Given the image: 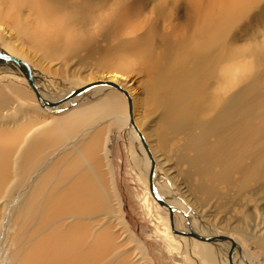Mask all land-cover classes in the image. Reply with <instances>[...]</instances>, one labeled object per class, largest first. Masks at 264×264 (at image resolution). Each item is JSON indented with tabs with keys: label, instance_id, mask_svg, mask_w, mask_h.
Returning a JSON list of instances; mask_svg holds the SVG:
<instances>
[{
	"label": "rangeland",
	"instance_id": "374dc122",
	"mask_svg": "<svg viewBox=\"0 0 264 264\" xmlns=\"http://www.w3.org/2000/svg\"><path fill=\"white\" fill-rule=\"evenodd\" d=\"M114 1H53L52 4L55 9L60 5L67 9L75 20L72 21L73 23L66 22L63 25L54 23L48 27L46 52L52 60L46 61L41 56V50H31L28 55L23 57L27 65H30L32 77L37 79L42 89L51 88V96H62L57 99L59 102L55 106L54 112L57 114L68 111L80 103L91 102L98 98L97 95L85 96L64 103L69 100L67 96H71L69 94L63 96L67 90L94 86L96 83L104 84V82H99V79L87 80V78L107 71L113 65L120 67L123 74L129 76V80H125L123 84L117 82V85L123 87L130 95L132 120L134 116L136 125L140 129L141 135L143 134L142 137L147 139L146 144L151 157L154 154L161 170L160 176L162 175L161 177L164 178L167 186L171 189L175 188L179 191V195L186 196L184 200L190 206L193 203L192 211L201 223H206L210 227H213L214 224L219 232L225 233L226 231L229 233L230 240L233 239L235 243L241 242L240 246L246 258L243 261L244 264H264V251H259L257 244L251 242L252 239L236 229L237 226H242L250 232L254 231L257 237L260 236L261 238H253L261 240L260 246L264 250V182H261L262 184L252 182L254 184L239 190L237 181L233 180L232 184L230 178H214L217 175L211 173L218 171L216 167L209 172L203 170L206 172L203 175L200 174L202 169L197 170L189 167V160L186 155H191L192 151L185 149L184 133L178 135L170 130H165L163 119H161L164 118V111L157 104L158 95L164 89L156 83L157 80L152 70L154 66H157L156 61L163 53H168L167 58L172 61L174 71L186 64L185 67L188 72L197 75L192 63L197 54L191 48L186 50L188 55L185 56L183 51L178 49L189 48L187 44L182 43L185 31L191 33L196 25L198 29L202 30L203 13L199 11V5H190L188 0H177L178 4H176L173 12L174 21L179 23L176 25L175 31L169 33L173 34L171 36L163 32L165 30V32L170 31L166 26L168 21L163 18L164 13L169 9L170 0H128V3L132 2L130 11H135L128 13V15L113 14ZM242 1L250 3V6L230 30H227L228 32L222 33L219 49L220 61H223L221 65L236 67V92L243 94L241 95L243 100L246 99L248 104L257 109L256 114L264 115V0ZM24 17L29 18L31 15L25 11ZM56 18L57 16L54 15L51 17V21L54 22ZM223 18L225 17L223 16ZM1 33L0 51L5 53L3 35L6 38L11 35L13 39L15 34L5 28L1 30ZM68 34H70L71 39L65 40V36ZM162 35L165 36L161 44ZM195 38L201 39L200 36ZM73 42H78L79 45H74V48L68 51L67 46L72 45ZM80 42H84V44H80ZM192 53L194 58L189 64L188 61L191 60ZM11 56L14 55L11 54ZM224 61L229 62L225 63ZM50 63H52L51 67L48 66ZM166 65L167 63H165ZM56 67L57 70H55ZM208 74H211L210 70H208ZM105 80L101 79V81ZM76 84L80 85L76 86ZM0 86L8 94L7 97H4L6 100L4 104L0 102V108H2L0 115L14 112L16 113L17 124L12 128H16V126L21 129L31 128L38 121V114L34 109L27 106V102L23 107H20L18 100L24 95L35 94L25 75L21 76L3 68L0 70ZM156 86H158L157 90ZM13 88L17 89L20 94L13 91ZM199 88L200 85L191 84L189 92L193 96L196 106L206 108L207 101ZM224 88L225 84H222L223 99H225ZM210 92L211 89L204 92V95L208 97ZM34 98L38 104L36 95ZM17 103H19L18 106ZM60 104L62 105L60 106ZM38 106L40 107L39 104ZM97 112L99 113L90 121L81 125L84 128L93 119L97 121L87 131V134L75 142L73 147H68L57 154H52L51 149L45 150L42 157H33L34 162L31 168L21 169L14 166L13 160L15 158L12 152L9 158L10 165L3 177L4 180L9 181V184L6 185V181L0 183V246H2L0 264H18L19 259L26 255L37 241L46 236L49 230L48 225L49 228L61 225L63 222L66 223V226L70 225L71 218L63 220L62 216H53L55 218L51 217L53 219L50 222L44 220L43 228H41L39 219L47 211L54 210L50 215L55 213V208H51L50 201L65 183V180L58 178L59 173L64 169L62 166H65L62 160L65 158L70 160L78 150L83 151L89 145L92 147L90 154L92 161L89 160L88 164L90 166L93 163L98 168L105 185V192L108 186L110 187V177L112 178L114 190L121 199L123 216L129 224L127 228L134 237L126 238L128 237L127 233L121 231L119 225H114L115 220L112 211H100L93 213L92 216L90 215L91 217L79 218L78 222L87 226L89 231L95 230L97 232L108 228L106 231L113 236L109 246V254L107 252L100 255L99 252L96 253L98 256L95 255L90 264H115L117 259H126L127 255L132 259L135 256L143 257L137 241L143 242L154 264H178L177 261L179 260V264H204L196 254H194V258L192 253L184 252L185 243L180 242L177 245L172 241L171 236L165 234L167 223L158 217L160 212L158 205L161 204L154 198L150 190L148 175L140 166L142 162L141 151L132 144L127 129L116 127L108 120L106 113ZM257 117L260 119L261 115H257ZM258 118L254 117L252 123L258 121ZM8 119L6 117L1 118L0 121L5 122L1 126H5ZM106 133L109 136H106L109 138L106 143L109 153L107 154L108 160L103 158L102 161L105 154V149H101L102 144H104L102 140ZM260 142L257 146L258 151L264 150V137ZM66 152L69 154L65 156ZM63 154L64 158L59 160V164L54 169L56 172L55 180L50 181L49 185H39V190H35L39 178V175L35 176L38 172V170L34 171L35 167L41 162L48 165L51 160L54 161L55 157ZM147 156L150 158L148 154ZM103 162H109L111 173L103 174L104 171L109 170L108 167L102 166ZM82 165L84 167L85 163ZM43 167H40L42 169L41 172L39 171L40 174L45 173L49 166ZM237 176L234 174V177ZM200 182H204L205 185L203 184L201 187L198 185ZM195 197L202 198L198 201V205H195ZM92 236L93 234L88 232L86 246L89 245ZM218 241H225V239ZM174 247L179 251V258L171 253L174 251ZM191 250L189 251L191 252ZM246 250L253 257V260L248 259ZM231 255L235 258L236 253H231ZM218 259L220 264H227L226 260L223 262L221 257ZM134 260L138 262L137 259Z\"/></svg>",
	"mask_w": 264,
	"mask_h": 264
},
{
	"label": "bare ground",
	"instance_id": "6f19581e",
	"mask_svg": "<svg viewBox=\"0 0 264 264\" xmlns=\"http://www.w3.org/2000/svg\"><path fill=\"white\" fill-rule=\"evenodd\" d=\"M53 1L55 0H0V37H2L1 30L4 28L7 31H13L15 34L13 39L11 35L9 38L3 35L6 54H12L23 60V57L28 55L31 50H41V56L46 61L52 60L46 52L49 35L48 27L54 23L56 25H63L66 22L71 23L75 20L74 16L60 5L55 9L52 4ZM127 1L115 0L112 6L113 14L128 15V13L135 12L130 11L132 2L128 3ZM188 2L190 5H199V11L203 13L201 21L202 30L198 29L196 25L191 33L185 31L182 43L187 44L189 48H180L178 50L183 51L184 55L187 56L188 52L186 50L192 48V51L197 54V57L194 58L192 53L191 60L188 61L190 64L194 58L192 63L197 75L188 72L185 67L186 64L182 65L177 71H174L172 61L167 58L168 53H163L159 56V59L156 61L157 66H154L152 70L157 80L156 83L164 89L158 95L157 101L158 106L164 111V118H161L163 119L164 128L178 135L184 133L185 149L186 151H192L191 155H186L189 160V167L197 170L202 169L201 175L206 173L203 170L209 172V170L216 167L218 171L211 173L217 175L214 178H230L232 184L233 180L237 181L239 190L249 187L254 183L257 184V182L262 184L261 182H264V150L258 151L257 146L264 137V115L256 114L257 109L248 104L246 99L243 100L241 97L243 94L238 91L236 92V67L221 65L223 61H220L219 52L222 33L230 30L240 16L249 8L250 3L243 2L242 0H188ZM176 4H178L177 0H170L169 9L163 15V18L168 21L166 26L170 29L169 32H165L166 30L163 32L171 36L173 34L169 33L175 31V27L179 23L178 21H174L173 11ZM202 7L204 8L203 10L201 9ZM25 11L31 17H24ZM54 15L57 18L52 22L51 17H54ZM164 36H161V44L164 41ZM196 36H200L201 39H196ZM70 39V34L65 36V40ZM81 43L84 44V42ZM74 45L79 44L78 42H73L72 45L67 46V50L71 51ZM224 62L228 63L229 61ZM25 63L0 58V70L7 68L21 76L25 75L27 79V75L32 77L33 74L30 71V65L28 66ZM165 63H167L166 66ZM55 70H57V67ZM208 70H210L211 74H208ZM92 78L99 80L106 79L105 81L116 84L117 82L123 84L125 80H129V76L123 74V71L117 65H113L109 70L101 72L98 75L94 74L90 78H87V80ZM32 79L40 94V98L36 96L37 102L42 108L35 102L34 95L36 94L24 95L18 100L20 101V107H23L27 102V106L37 112L38 115L36 113L35 115H37L38 121L36 120L37 122L31 128L21 129L18 126L12 128L17 124V120L15 119L16 113L11 112L6 115H0V119L3 117L9 118L6 120L5 126H1L5 122L0 121V183L1 181H6V185L9 184V181L4 180L3 177L10 165L9 158L12 152L15 158L13 160L14 166L21 169L31 168L34 162L33 157H42V153L45 150L51 149L53 151L52 154H57L68 147H73L75 142L87 134V131L97 121L93 119L84 128L81 125L90 121L99 113L97 111H101L106 113L111 124L127 129L132 144L141 151L142 162L140 166L144 173L148 175L150 167H154V198L161 199L172 207V219H170L168 209L165 206L158 205L160 209L158 217L161 221L167 223L165 225V234L171 236L172 241L177 245L180 242L185 243L184 252L192 253L191 255L194 258V254H196L198 259L204 262V264H220L218 257H221L223 262L226 260L227 264H229L227 257L229 251L236 253L235 258L231 255L233 264H244L243 261L246 258L240 246V240H238L240 243H235L230 238L225 239V241L209 242L200 240L194 236H186L173 232V230H182L185 232H195L202 236L230 235L226 231L225 233L219 232L214 224L213 227H210L206 223H201L192 211L193 203L190 206L184 200L186 196L179 195V191L167 186L164 178L161 177L162 175L160 176L161 170L158 167L154 154H152L153 157L150 156L151 158H149L143 144H141V138L144 136L142 137L143 134L141 135L134 116V125L130 122L129 111L127 110L128 103L131 106L132 103L130 95L123 93L121 90L123 87L116 88L111 84L96 83L94 86H89L80 91H78L79 88L69 89L62 95L69 94L73 96L64 103L68 101L72 102L85 96L97 95L98 98L91 102L80 103L68 111L56 114L54 110L57 104L52 106L47 104L44 106L41 100L44 99L51 102L56 100L55 102H57V99L62 96H51V88L47 87V90L44 88L43 90L37 79L34 77ZM191 84L200 85L199 89L207 101L206 108L195 105V100L189 92ZM222 84H225V99H223ZM79 85L76 84V86ZM155 88L157 90L158 86ZM210 89L211 92L206 97L204 92ZM12 90L19 93L17 89L13 88ZM7 96L8 94L5 92V89L0 86L1 104H4V101H6L4 97ZM18 105L19 103H17ZM1 110L2 108H0ZM257 115H261L260 119L262 121H259L260 119ZM254 117L258 118V121L252 123ZM106 136L109 137L106 133L102 140L104 144H102L101 149H105L102 161L103 158H107L108 160L107 154L109 151H107L106 143L109 138ZM19 137L21 138L19 139ZM144 139L145 143H147V139L145 137ZM91 151L92 147L89 145L83 151L78 150L70 160L69 158L62 160L65 166H62L64 169L59 173L58 178L65 180V183L62 189L50 201V206L53 209L55 208V213L50 215L54 210L51 211L49 209L50 211L45 212L39 219V226L41 228H43V221L50 222L55 218L53 216H62L63 220L71 218L70 225L66 226L64 222L52 228H49L48 225L47 228L49 230L46 236L37 241L31 250L19 259L18 264H90V261L97 255L96 253L99 252L100 255L107 252L109 254V246L113 236L107 232L108 228L105 227L107 229H101L97 232L95 230L89 231L87 226L78 222L79 218H88L93 213L100 211H112L111 213L115 220L114 225H119L121 231L123 230V232L127 233L128 237L126 238H134L132 232L127 228L129 224L123 216L121 199L114 190L112 178L110 177V187L108 186L105 192V185L98 172V168L93 163L90 166L88 164L89 160L92 161V157L90 156ZM67 154L69 152H66L65 156ZM63 158L64 154L57 158L55 157L54 161L51 160V163L48 165H44L41 162L35 167L34 171L38 170L35 176L39 175L37 180L38 186L35 190H39V185H49L50 181L55 180L56 172L54 169L59 164V160ZM84 163L85 166L83 167L82 164ZM41 166H44L43 168L49 166L43 174H40V170H42ZM102 166L109 169L103 172L104 175L111 173L109 162H103ZM209 174L207 175L209 176ZM234 174L238 176L234 177ZM203 184L204 182H200L198 185L203 187ZM200 199L202 198L195 197V205H198L197 203H199ZM239 227L242 226H237L236 229L252 239L251 242L257 244L259 251H264L263 247L260 246L261 240L253 238H261L260 236L257 237L254 231L250 232L245 227ZM88 232L93 234V236L89 245L86 246ZM137 242L143 257L135 256L134 259L138 261L135 262L134 259L127 255L126 259H117L115 264H139L140 262L143 264H154L143 242ZM1 244L3 245V243ZM190 249H192L191 252L189 251ZM246 252L248 259L253 260L250 253L247 250ZM171 253L176 255L177 258L180 257L176 247H174V251ZM179 261H177L178 264Z\"/></svg>",
	"mask_w": 264,
	"mask_h": 264
},
{
	"label": "water",
	"instance_id": "95a60500",
	"mask_svg": "<svg viewBox=\"0 0 264 264\" xmlns=\"http://www.w3.org/2000/svg\"><path fill=\"white\" fill-rule=\"evenodd\" d=\"M0 58L1 59H3V60H13V61H16V62H23V63H25L23 60H21L20 58H18V57H15V56H11V55H9V54H6V53H4V52H1L0 51ZM26 64V63H25ZM27 65V64H26ZM27 81H28V83H29V85H30V87H31V89L35 92V94H36V96H37V98H40V94H39V92H38V90H37V88H36V86H35V84H34V82H33V79H32V77L30 76V75H27ZM99 82H104V83H106V84H111V85H113L114 87H116V88H121L119 85H117L116 83H113V82H108V81H101V80H98ZM88 87V86H87ZM86 86H84L83 88H79L78 89V91H80V90H82V89H85V88H87ZM121 90L123 91V93H125V94H127L128 95V93H127V91L125 90V89H122L121 88ZM68 98H70L71 96H67ZM64 98V97H63ZM63 98H61V99H63ZM60 99V100H61ZM58 102H59V100L57 101V102H51V101H46V100H44V99H42L41 100V103L45 106V105H56V104H58ZM128 111H129V116H130V122H131V124L132 125H134V122H133V120L131 119V116H132V106H131V104L130 103H128ZM141 142H142V144H143V146H144V148H145V150H146V152H147V154L149 155V156H151V153L149 152V149H148V147H147V144L145 143V140L143 139V138H141ZM151 158V157H150ZM154 167H150V169H149V172H148V180H149V184H150V190H151V192L153 193V196H154V190H153V172H154V169H153ZM156 200L162 205V206H165L167 209H168V211H169V215H170V219H172V214H171V212H172V207L169 205V204H167L165 201H163V200H161V199H158V198H156ZM173 232L174 233H177V234H181V235H186V236H194V237H196V238H198V239H200V240H203V241H209V242H214V241H218V240H222V239H228V238H230L229 236H227V235H224V234H219V235H210V236H202V235H199V234H197V233H195V232H185V231H182V230H173ZM227 257H228V262H229V264H233L232 263V257H231V252L229 251L228 252V255H227Z\"/></svg>",
	"mask_w": 264,
	"mask_h": 264
}]
</instances>
